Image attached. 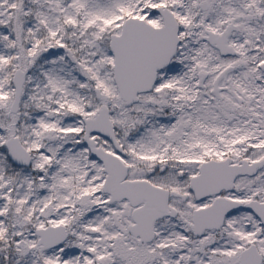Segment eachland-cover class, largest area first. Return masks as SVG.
<instances>
[{"label": "snow or ice", "instance_id": "obj_1", "mask_svg": "<svg viewBox=\"0 0 264 264\" xmlns=\"http://www.w3.org/2000/svg\"><path fill=\"white\" fill-rule=\"evenodd\" d=\"M0 264H264V0H0Z\"/></svg>", "mask_w": 264, "mask_h": 264}]
</instances>
